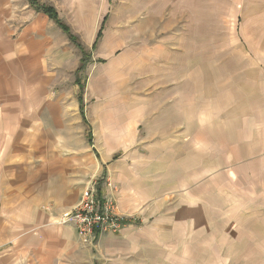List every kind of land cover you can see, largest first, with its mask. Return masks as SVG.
Wrapping results in <instances>:
<instances>
[{"label": "rangeland", "instance_id": "1", "mask_svg": "<svg viewBox=\"0 0 264 264\" xmlns=\"http://www.w3.org/2000/svg\"><path fill=\"white\" fill-rule=\"evenodd\" d=\"M39 2L87 53L36 10L52 35L53 100L84 144L81 199L92 186L108 194L129 229L84 240L97 264H264V0ZM107 159L159 183L143 220L93 170Z\"/></svg>", "mask_w": 264, "mask_h": 264}, {"label": "crops", "instance_id": "2", "mask_svg": "<svg viewBox=\"0 0 264 264\" xmlns=\"http://www.w3.org/2000/svg\"><path fill=\"white\" fill-rule=\"evenodd\" d=\"M28 2L0 0V264H97L75 226L59 221L81 200L84 144L67 125L68 103L53 100V64L46 57L52 35L37 24ZM26 6L35 14L26 16ZM81 102L74 99L73 107L81 109ZM103 164L93 170L112 177L120 210L143 220L159 183L148 176L132 182L127 172L116 174L111 160Z\"/></svg>", "mask_w": 264, "mask_h": 264}, {"label": "built area", "instance_id": "3", "mask_svg": "<svg viewBox=\"0 0 264 264\" xmlns=\"http://www.w3.org/2000/svg\"><path fill=\"white\" fill-rule=\"evenodd\" d=\"M107 186H112V181L107 178ZM126 219L116 209L113 198L108 194L99 195L95 186L84 190L81 201L71 210L64 212L60 223L73 224L83 240L94 241L104 233L120 232Z\"/></svg>", "mask_w": 264, "mask_h": 264}, {"label": "trees", "instance_id": "4", "mask_svg": "<svg viewBox=\"0 0 264 264\" xmlns=\"http://www.w3.org/2000/svg\"><path fill=\"white\" fill-rule=\"evenodd\" d=\"M30 3L33 5V7L38 10V11H42L44 12L46 15H48L51 19L55 20L57 22V24L64 30L65 33H67L69 39L77 46L81 49L82 51V59L85 60L87 53L85 50V47L83 46V44L79 41V38L71 31L70 27L62 21V19L60 18L57 10L54 8V6L51 5H46V4H41L39 2V0H29ZM108 19V15H106L100 25V28L97 32L95 41L93 43L92 49L94 50L99 42V40L103 37V30H104V26L105 23ZM78 81V79H77ZM81 97V95H80Z\"/></svg>", "mask_w": 264, "mask_h": 264}]
</instances>
